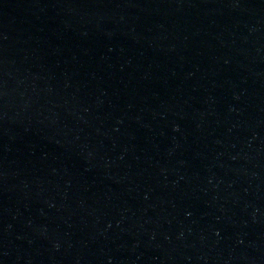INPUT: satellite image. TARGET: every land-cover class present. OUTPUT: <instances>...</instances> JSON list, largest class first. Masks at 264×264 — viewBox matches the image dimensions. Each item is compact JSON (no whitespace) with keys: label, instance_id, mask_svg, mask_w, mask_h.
<instances>
[{"label":"water","instance_id":"95a60500","mask_svg":"<svg viewBox=\"0 0 264 264\" xmlns=\"http://www.w3.org/2000/svg\"><path fill=\"white\" fill-rule=\"evenodd\" d=\"M0 264H264V0H0Z\"/></svg>","mask_w":264,"mask_h":264}]
</instances>
